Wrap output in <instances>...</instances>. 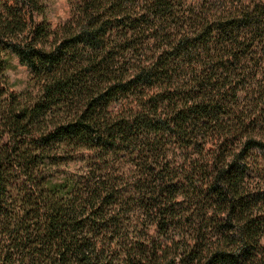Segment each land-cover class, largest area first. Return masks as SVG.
I'll list each match as a JSON object with an SVG mask.
<instances>
[{"label": "trees", "instance_id": "1", "mask_svg": "<svg viewBox=\"0 0 264 264\" xmlns=\"http://www.w3.org/2000/svg\"><path fill=\"white\" fill-rule=\"evenodd\" d=\"M0 264H264V0H0Z\"/></svg>", "mask_w": 264, "mask_h": 264}, {"label": "rangeland", "instance_id": "2", "mask_svg": "<svg viewBox=\"0 0 264 264\" xmlns=\"http://www.w3.org/2000/svg\"><path fill=\"white\" fill-rule=\"evenodd\" d=\"M57 12H62L68 14V7L64 2H60L56 7ZM12 79L18 83L25 84L29 82L30 74L26 67L19 66L16 62H12L11 67Z\"/></svg>", "mask_w": 264, "mask_h": 264}]
</instances>
